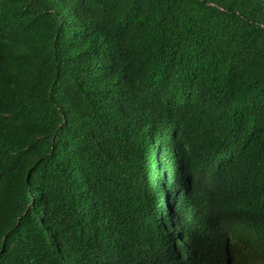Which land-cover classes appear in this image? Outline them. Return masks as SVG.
<instances>
[{"label": "trees", "instance_id": "trees-1", "mask_svg": "<svg viewBox=\"0 0 264 264\" xmlns=\"http://www.w3.org/2000/svg\"><path fill=\"white\" fill-rule=\"evenodd\" d=\"M235 251L264 263V0H0V264Z\"/></svg>", "mask_w": 264, "mask_h": 264}, {"label": "clouds", "instance_id": "clouds-1", "mask_svg": "<svg viewBox=\"0 0 264 264\" xmlns=\"http://www.w3.org/2000/svg\"><path fill=\"white\" fill-rule=\"evenodd\" d=\"M212 5H215V3H212ZM227 264H264V263L261 261L250 263L247 261V259L244 256L239 255V253L235 251L234 258H229L227 260Z\"/></svg>", "mask_w": 264, "mask_h": 264}, {"label": "water", "instance_id": "water-1", "mask_svg": "<svg viewBox=\"0 0 264 264\" xmlns=\"http://www.w3.org/2000/svg\"><path fill=\"white\" fill-rule=\"evenodd\" d=\"M221 9H223L222 7H220Z\"/></svg>", "mask_w": 264, "mask_h": 264}]
</instances>
